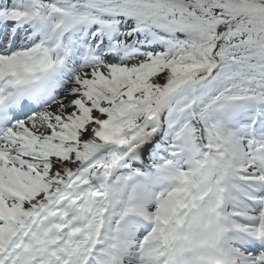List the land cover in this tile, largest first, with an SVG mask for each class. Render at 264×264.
Instances as JSON below:
<instances>
[{
	"label": "snow or ice",
	"instance_id": "1",
	"mask_svg": "<svg viewBox=\"0 0 264 264\" xmlns=\"http://www.w3.org/2000/svg\"><path fill=\"white\" fill-rule=\"evenodd\" d=\"M0 264H264V0H0Z\"/></svg>",
	"mask_w": 264,
	"mask_h": 264
}]
</instances>
